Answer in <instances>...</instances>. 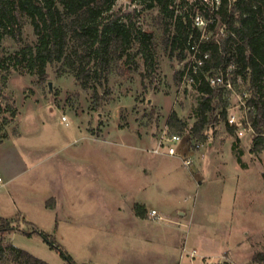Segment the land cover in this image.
Returning a JSON list of instances; mask_svg holds the SVG:
<instances>
[{
    "label": "rangeland",
    "instance_id": "374dc122",
    "mask_svg": "<svg viewBox=\"0 0 264 264\" xmlns=\"http://www.w3.org/2000/svg\"><path fill=\"white\" fill-rule=\"evenodd\" d=\"M198 1L203 6L186 0V8ZM114 10L132 13L142 31L155 35L154 70L139 54L136 64L125 59L97 94L60 64L49 66L45 79L24 67L8 78L5 93L17 115L0 145V218L19 230L7 241L48 264L69 263L42 236L26 232L46 233L75 264H216L227 253L236 264H257L254 257L264 255V149L251 152L254 133L239 98L245 87L229 98L234 133L220 121L206 130L207 140L192 139L200 96L180 75L189 57L181 62L165 47L157 9L117 0ZM23 37L25 44L37 39L28 20ZM21 46L5 41L8 53ZM172 113L186 122L184 131L167 126ZM166 128L182 137L185 151L193 148V167L152 152ZM237 162L248 169L239 176ZM139 204L147 217L161 210L163 228L135 220ZM185 239L195 259L182 253Z\"/></svg>",
    "mask_w": 264,
    "mask_h": 264
},
{
    "label": "trees",
    "instance_id": "16d2710c",
    "mask_svg": "<svg viewBox=\"0 0 264 264\" xmlns=\"http://www.w3.org/2000/svg\"><path fill=\"white\" fill-rule=\"evenodd\" d=\"M145 3L148 9H157V22L163 28V43L181 62L190 56L191 46L198 45L201 66L194 76L193 87L199 93V104L194 110L196 122L190 137L197 141L208 139L207 129L226 121L228 130L237 128L228 123L230 95L223 87H212L209 78L232 70L235 88L245 87L248 94V121L254 133L251 152L264 149V0H221L217 10L205 2H196L191 12L186 0H130ZM117 0H0V145L7 137L6 126L14 120L17 111L8 103L5 87L9 76L20 67L37 73L42 79L47 68L60 64L72 73L84 89L97 94L98 87L108 82L118 64L135 62L141 55L149 69L154 70L157 43L153 33L137 25L132 13L115 11ZM213 19L204 33L195 25V16ZM25 20L33 27L35 44L24 43ZM223 30V35H221ZM219 35V36H218ZM22 44L14 53H8L5 41ZM136 49V50H135ZM135 50V51H134ZM205 55H207L205 57ZM185 71H181L183 76ZM239 80L241 83L239 84ZM167 126L179 132L187 128L186 122L172 113ZM170 130L171 133L172 130ZM239 163L241 160L239 159ZM264 180V172L262 174ZM136 215L146 218V208L135 205ZM33 226L31 222L26 221ZM19 230L13 221L0 218V264H48L10 242L6 237ZM38 234L57 249L69 263L72 257L57 247L49 236L37 229L26 232ZM257 264L264 255L254 257ZM220 264H230L228 261Z\"/></svg>",
    "mask_w": 264,
    "mask_h": 264
},
{
    "label": "built area",
    "instance_id": "2783aa9c",
    "mask_svg": "<svg viewBox=\"0 0 264 264\" xmlns=\"http://www.w3.org/2000/svg\"><path fill=\"white\" fill-rule=\"evenodd\" d=\"M230 1L235 2L237 0H230ZM204 2L208 6H210L213 10H217L221 4V0H211V1L204 0ZM195 20H196V24H197L198 28L199 27L202 28L201 26H203V29H204V31H202L204 33L203 37L209 36V34L206 32V28H207V25L209 23H213V19L210 18V19L206 20L203 17H201L200 15H198V17ZM220 34L223 35V30H221ZM198 53H199L198 45L191 46L190 56H189L190 62L187 64V66L185 68V74H184L185 83H187L188 85H191V86H193L194 79H195L193 74H196L198 66H201V64H202V59H199L197 56ZM206 56L207 55H205V57ZM232 70H234L233 66L229 67L226 74L221 72V73H219L213 77H210L209 82H210L211 86L212 87H223L228 92H230L229 95H231L232 93H235L236 88H235V85H234L233 79H232L233 78ZM240 83H241V81L239 80V84ZM239 98H240V106H241L242 110L245 111L247 114L248 111L251 110V108L247 105V100H248L249 96L246 93H241ZM64 119H66V118L64 117ZM247 121H248V119H247ZM247 121H246V124L248 125L249 129L253 132L250 123ZM229 123L231 125H237L238 123L236 121V117L235 116L230 117ZM195 147L199 148V147H201V145L197 144V145H195ZM192 149H188L187 151H185L183 148L182 137L179 134L171 133L170 130L168 128H166L165 130L162 131L161 135H159L156 146L153 147L152 152L154 154H157V155L165 154V155L172 156V157L180 156L182 158L183 164L186 167H193V164H194L193 159L191 158V156L188 155L189 154L188 152H191ZM0 181H1V178H0ZM149 217L154 219V220L161 219V216L159 215L158 211L155 209L150 210ZM190 255L192 258H195L196 257V251L193 250L190 253ZM230 264H234V263L230 262Z\"/></svg>",
    "mask_w": 264,
    "mask_h": 264
},
{
    "label": "crops",
    "instance_id": "0c3cea01",
    "mask_svg": "<svg viewBox=\"0 0 264 264\" xmlns=\"http://www.w3.org/2000/svg\"><path fill=\"white\" fill-rule=\"evenodd\" d=\"M4 143V142H3ZM237 166H236V174H237V176H239L240 175V173L241 172H243V171H247L248 169H243L241 166H240V164L237 162ZM225 176V175H224ZM223 176V184L224 183H227V176H225L224 177ZM144 204V203H143ZM157 211H158V213H159V215L161 216V219H159V220H154V219H152V218H150L149 217V213H148V217H147V215H146V218H140V217H135V220H137L138 222H140V223H142V225H149V224H151V225H154V229H156V230H159V229H161V228H163L162 226H160L159 224H160V221L162 220V218H163V216H162V214H163V212H161V210H159V209H156ZM167 215H170V214H168V213H166ZM177 214L178 215H180V216H186L187 215V213H186V211L185 210H179V211H177ZM149 218V219H148ZM165 220V219H164ZM167 220V219H166ZM174 220H175V218H174ZM178 222V221H177ZM174 224H177L176 223V220H175V222H173ZM191 242H190V240H187V239H185L184 240V243H183V245H182V253H185V254H187V255H190V251H189V247H190V244ZM192 249H195V248H192ZM191 256V255H190ZM229 255H228V253L227 254H225L223 257H222V259H220V261L218 262V263H216V264H220V263H222L224 260H230V261H232V262H234L232 259H230L229 257H228ZM181 257H182V255H181ZM190 258H192V257H190ZM196 258V257H195ZM195 258H192V259H195ZM205 258L206 257H204L203 259H204V261H205ZM182 259V258H181ZM207 259V258H206ZM183 260V259H182ZM235 263V262H234ZM179 264H188V263H186V262H181V261H179ZM236 264V263H235Z\"/></svg>",
    "mask_w": 264,
    "mask_h": 264
},
{
    "label": "water",
    "instance_id": "95a60500",
    "mask_svg": "<svg viewBox=\"0 0 264 264\" xmlns=\"http://www.w3.org/2000/svg\"><path fill=\"white\" fill-rule=\"evenodd\" d=\"M49 86H50V89H51L52 88V83H50Z\"/></svg>",
    "mask_w": 264,
    "mask_h": 264
}]
</instances>
